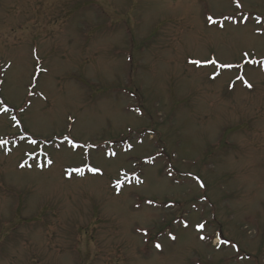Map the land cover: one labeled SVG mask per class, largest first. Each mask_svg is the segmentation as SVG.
Segmentation results:
<instances>
[{
  "label": "rangeland",
  "instance_id": "obj_1",
  "mask_svg": "<svg viewBox=\"0 0 264 264\" xmlns=\"http://www.w3.org/2000/svg\"><path fill=\"white\" fill-rule=\"evenodd\" d=\"M0 264H264V0H0Z\"/></svg>",
  "mask_w": 264,
  "mask_h": 264
},
{
  "label": "snow or ice",
  "instance_id": "obj_2",
  "mask_svg": "<svg viewBox=\"0 0 264 264\" xmlns=\"http://www.w3.org/2000/svg\"><path fill=\"white\" fill-rule=\"evenodd\" d=\"M202 227V226H201ZM201 239H204V237H201ZM157 247H159V246H157Z\"/></svg>",
  "mask_w": 264,
  "mask_h": 264
}]
</instances>
